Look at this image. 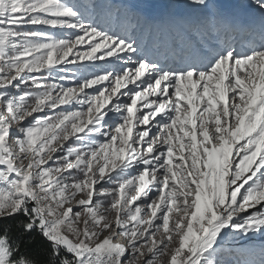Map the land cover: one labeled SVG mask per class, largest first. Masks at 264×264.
<instances>
[{
	"label": "snow or ice",
	"instance_id": "obj_1",
	"mask_svg": "<svg viewBox=\"0 0 264 264\" xmlns=\"http://www.w3.org/2000/svg\"><path fill=\"white\" fill-rule=\"evenodd\" d=\"M253 6L240 25L189 0L219 43L162 59L119 30L131 6L0 0V264H223L229 230L264 237V0L234 9Z\"/></svg>",
	"mask_w": 264,
	"mask_h": 264
},
{
	"label": "rangeland",
	"instance_id": "obj_2",
	"mask_svg": "<svg viewBox=\"0 0 264 264\" xmlns=\"http://www.w3.org/2000/svg\"><path fill=\"white\" fill-rule=\"evenodd\" d=\"M108 3L112 5V2H110L109 0H108ZM112 6L114 9L118 8L114 4ZM124 16L125 14L121 11L120 13L121 23H122ZM133 21H135V17L133 18ZM135 24L138 27L136 28L135 25H132V29L128 31V34L132 32V35L134 36V38L143 46L145 45L147 39L149 38V34L146 30V27L142 28V26H140L141 23L139 24L137 21ZM134 27L136 28V30L133 29ZM138 28H139V31H138ZM134 31H138V32L134 33ZM85 49H86V45L78 46L79 51H84ZM108 59H111V58H108ZM82 63L88 64L91 62L84 61ZM94 63H95V67L97 71H100V70H103L109 67V65L106 64L105 61H102V60H97ZM69 67H71V65H69ZM53 82H56V81H53ZM61 83H64L65 86H69V87L75 86L74 83L68 82V81H61ZM78 108L79 106H77V109ZM69 110H72V109H69ZM48 114H51V113H48ZM106 186H110V185H106ZM77 198H79V196ZM76 210H79V209H76ZM109 215H112V214L110 213ZM230 233H231V230H229L228 233H225L224 237L219 240V245L222 247L223 252L218 258L223 261V264H244L245 261L256 262V264H259V261L261 259H264V256L261 255L262 250H264V237L258 236V235L245 237L243 235L230 234ZM104 235H107V232L102 233L100 238L102 239ZM121 242L123 241L121 240Z\"/></svg>",
	"mask_w": 264,
	"mask_h": 264
},
{
	"label": "bare ground",
	"instance_id": "obj_3",
	"mask_svg": "<svg viewBox=\"0 0 264 264\" xmlns=\"http://www.w3.org/2000/svg\"><path fill=\"white\" fill-rule=\"evenodd\" d=\"M156 0H115L114 1V5H118L120 6V8H122L123 6H131L134 8V10H136L137 12L141 13L142 14V17L141 19H137L135 18V21H133V18L134 17H127V16H124L123 17V20H122V23L120 24V27H119V30L121 32H127L128 34V31L130 29H132V25H135L136 26V22H140L142 26H147L146 22H145V19H144V13L142 12L143 10H145L147 7L153 5L155 3ZM171 1V0H170ZM178 2L175 4V5H178V6H185L187 7V4L189 2V0H177ZM235 2H238L240 0H234ZM216 3H218L220 6L221 4L219 2L216 1ZM141 7V8H139ZM189 8V7H188ZM190 11H195V14L199 17V21H200V16H201V13L198 12L197 10H194L192 8H189ZM123 12V11H122ZM140 25V26H141ZM199 25H202L201 28H200V34H196L194 37H192L193 42L191 43V45H210V44H215V43H219L218 39L217 38V35L210 30H208L209 28L201 23H199ZM187 28H190L189 25H186ZM136 29V28H134ZM204 30H207L206 33L202 32ZM137 32V31H134V33ZM132 35V33H130ZM180 36L177 37V40L179 39ZM237 39V37H235ZM181 44H183V41L181 40ZM155 44L154 40H151L150 42V46H151V49L152 50V46ZM189 44V43H188ZM188 46V45H187ZM186 46V47H187ZM159 49V45H154L153 46V51ZM175 49L174 47H172L170 50L169 48H167L168 51H171Z\"/></svg>",
	"mask_w": 264,
	"mask_h": 264
},
{
	"label": "trees",
	"instance_id": "obj_4",
	"mask_svg": "<svg viewBox=\"0 0 264 264\" xmlns=\"http://www.w3.org/2000/svg\"><path fill=\"white\" fill-rule=\"evenodd\" d=\"M6 223H10V221H6ZM14 236L20 235V230L14 229L13 230ZM29 237H34L35 239L29 243ZM23 243L21 245V250L26 252L29 255H32L38 259H45L46 258V251L49 248L47 241H45L38 233L33 232L29 233L26 236L22 237Z\"/></svg>",
	"mask_w": 264,
	"mask_h": 264
}]
</instances>
